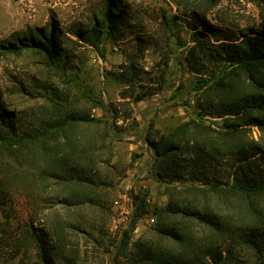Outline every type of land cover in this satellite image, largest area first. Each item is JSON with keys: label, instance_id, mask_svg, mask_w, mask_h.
I'll return each mask as SVG.
<instances>
[{"label": "rangeland", "instance_id": "1", "mask_svg": "<svg viewBox=\"0 0 264 264\" xmlns=\"http://www.w3.org/2000/svg\"><path fill=\"white\" fill-rule=\"evenodd\" d=\"M104 3L0 0V42L23 36L28 29L47 28L51 11L60 41V55L53 64L30 48L0 54V99L22 141L17 154L0 144V264H41L34 244L25 240L31 224L49 230L63 227L66 264H130L120 247L124 230L130 236L129 248L138 237L158 240L155 208L165 205L170 188L191 183L160 179L146 138L157 139L183 121L200 119L198 81L211 80L229 67L219 56L220 48L264 29V3L116 0L121 22L112 35L101 34L95 47L75 31L84 32L97 20L101 23ZM196 30L204 33L202 44L194 41ZM130 63L135 65L134 78L126 84L118 73ZM141 92L147 95L135 102ZM84 113L99 121L75 120L70 131L74 146L59 155L85 150L80 155L91 168L92 182L80 187V204L67 206L61 198L79 188L42 178L45 160L34 143L60 131V122L69 121L70 115ZM202 119L207 123L211 118ZM214 121L220 123L219 118ZM248 134L264 146V132L252 126ZM77 158L74 153L69 166L76 165ZM228 169L219 163L212 172L224 180ZM211 204L232 223L245 226L243 234L226 244L228 264H258V253L240 237L256 227L264 231V203L259 218L244 203L225 206L212 198ZM190 224L198 229L196 223Z\"/></svg>", "mask_w": 264, "mask_h": 264}, {"label": "trees", "instance_id": "2", "mask_svg": "<svg viewBox=\"0 0 264 264\" xmlns=\"http://www.w3.org/2000/svg\"><path fill=\"white\" fill-rule=\"evenodd\" d=\"M248 1L256 5L264 3V0ZM104 7L101 23L97 20L90 29L75 31L95 47L101 34L112 35L121 22L122 10L116 7V0H105ZM56 29L55 13L51 11L47 28L28 29L23 36L0 42V54L20 53L30 48L43 53L47 62L53 64L60 55ZM203 34V31L193 32L194 41L202 44ZM219 54L229 67L215 73L211 80L202 77L195 88L199 92L196 106L200 119L183 121L157 139L146 138L148 147L154 152L155 174L167 183L189 181L191 184L170 188L165 205L155 208L154 230L158 240L138 237L129 248L130 236L123 231L120 247L121 251L125 250L130 264H228L230 249L225 248L226 244L243 234L245 226L229 221L219 207L211 204V199L225 206L244 203L253 216L263 215L264 146L248 132L252 126L264 132V29L250 31L237 43L224 45ZM134 66L130 63L118 73L121 81L132 82ZM146 95L141 92L134 101ZM207 115L211 119L206 123L202 117ZM215 118L220 119L219 124ZM77 119L87 124L99 121L85 113L78 117L70 115L69 121L60 122V131L34 143L41 147L45 160L40 171L42 178H54L63 185L79 188L61 198L60 202L67 206L80 204L83 201L79 196L83 195L79 193L80 187L92 182L91 168L80 155L85 150L75 149L59 155L62 149L74 146L70 131H74L72 126ZM15 130L11 113L0 99V144L17 154L22 152L19 146L22 141ZM74 153L78 161L69 166L68 160ZM219 163L229 168L224 180L217 179L212 172L213 165ZM141 201L143 209L144 200ZM191 222L196 223L198 229L193 230ZM134 227L135 218L131 220L130 231ZM28 228L30 235L25 237L26 243L34 244L41 264H66L62 260L64 235L61 225L50 230L34 228L32 224ZM250 231L240 239L258 253V264H264V231H259V227Z\"/></svg>", "mask_w": 264, "mask_h": 264}]
</instances>
